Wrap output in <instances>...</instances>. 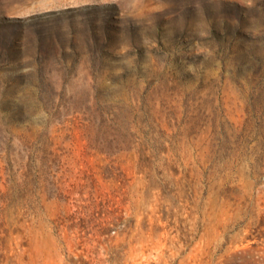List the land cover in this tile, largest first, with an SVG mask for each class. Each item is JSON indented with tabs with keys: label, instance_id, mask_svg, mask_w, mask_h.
<instances>
[{
	"label": "rangeland",
	"instance_id": "rangeland-1",
	"mask_svg": "<svg viewBox=\"0 0 264 264\" xmlns=\"http://www.w3.org/2000/svg\"><path fill=\"white\" fill-rule=\"evenodd\" d=\"M0 264H264V0H0Z\"/></svg>",
	"mask_w": 264,
	"mask_h": 264
}]
</instances>
